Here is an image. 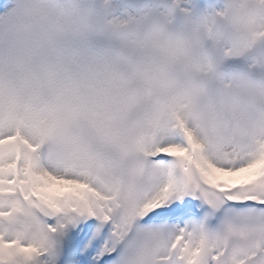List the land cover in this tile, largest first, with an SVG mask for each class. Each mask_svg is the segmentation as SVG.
I'll return each instance as SVG.
<instances>
[{
    "label": "snow or ice",
    "instance_id": "1",
    "mask_svg": "<svg viewBox=\"0 0 264 264\" xmlns=\"http://www.w3.org/2000/svg\"><path fill=\"white\" fill-rule=\"evenodd\" d=\"M106 3L113 27L137 18L136 0ZM145 100L151 130L129 145L110 119L96 122L95 152L75 130L87 106L63 96L48 108L46 133L62 150L27 121L0 119V264H264V135L209 143L188 125L185 105L150 86ZM137 103L124 95L119 109Z\"/></svg>",
    "mask_w": 264,
    "mask_h": 264
},
{
    "label": "clouds",
    "instance_id": "2",
    "mask_svg": "<svg viewBox=\"0 0 264 264\" xmlns=\"http://www.w3.org/2000/svg\"><path fill=\"white\" fill-rule=\"evenodd\" d=\"M136 3L137 18L113 27L106 0H11L0 22V119L27 121L46 147L62 150L46 133L48 108L63 96L87 106L75 130L89 150H98L94 124L105 119L132 145L151 130L150 86L162 101L185 105L188 125L209 143L264 135V0H222L210 14L186 10L182 0ZM229 48L239 64L229 66ZM77 49L87 55H71ZM124 95L137 97L130 111L119 109Z\"/></svg>",
    "mask_w": 264,
    "mask_h": 264
},
{
    "label": "rangeland",
    "instance_id": "3",
    "mask_svg": "<svg viewBox=\"0 0 264 264\" xmlns=\"http://www.w3.org/2000/svg\"><path fill=\"white\" fill-rule=\"evenodd\" d=\"M187 1H190L191 6L193 7L192 0H182L181 6L184 7L186 10H189L190 7L186 4ZM221 6H222V3L211 4L209 6L204 5L202 12H206V14H210L211 10L213 8L219 10L221 8ZM10 9H11V0H10L9 4L7 6H5L3 8V10L0 12V22H3V20L7 17V15L10 12ZM194 12H198V11L194 10ZM227 51L229 52V66L239 64L240 63V58H239L238 52H234L231 48H229ZM229 79H230V76H228V75L224 76L225 82H228Z\"/></svg>",
    "mask_w": 264,
    "mask_h": 264
},
{
    "label": "bare ground",
    "instance_id": "4",
    "mask_svg": "<svg viewBox=\"0 0 264 264\" xmlns=\"http://www.w3.org/2000/svg\"><path fill=\"white\" fill-rule=\"evenodd\" d=\"M9 2H10V1H9ZM186 4L190 7L189 10H191V11L197 10L196 7H192V6L190 5V1H187ZM193 9H194V10H193ZM2 10H3V8L0 10V12H1Z\"/></svg>",
    "mask_w": 264,
    "mask_h": 264
}]
</instances>
